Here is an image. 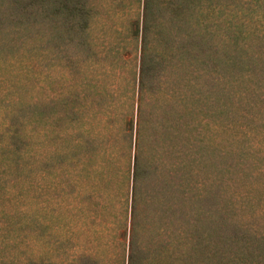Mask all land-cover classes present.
Instances as JSON below:
<instances>
[{
  "label": "rangeland",
  "instance_id": "374dc122",
  "mask_svg": "<svg viewBox=\"0 0 264 264\" xmlns=\"http://www.w3.org/2000/svg\"><path fill=\"white\" fill-rule=\"evenodd\" d=\"M33 1L0 0V73L20 93L32 150L0 264H127L130 251L129 264H229V251L264 264V150L252 151L264 102L239 104L244 81L220 57L248 0H147L155 79L141 112L143 0H44V16L37 4L23 13ZM176 12L200 20L206 57L177 46L190 27Z\"/></svg>",
  "mask_w": 264,
  "mask_h": 264
},
{
  "label": "trees",
  "instance_id": "16d2710c",
  "mask_svg": "<svg viewBox=\"0 0 264 264\" xmlns=\"http://www.w3.org/2000/svg\"><path fill=\"white\" fill-rule=\"evenodd\" d=\"M43 2L44 0H34L31 3L28 2L27 6L22 8V12L25 13L31 5L37 4L38 6L36 8H38L40 11L39 13L44 16L45 9ZM197 2H199V0L194 3ZM170 6L171 3L169 0H163L161 9L167 10V7L170 9ZM192 6L195 7V5ZM142 8L143 24L138 55V108H140L143 97L147 95L145 92L148 91L149 86L155 79L151 71L153 67L147 68L145 65V59L147 55H149V52L152 51L148 46L147 39L142 35V33L148 31L152 25L147 17V0H143ZM192 11L194 12V10ZM238 12L240 16L237 18V23L228 21L225 27L226 31L221 34L223 36L221 37V41L224 46V51L220 57L224 61V66L227 69L226 73L223 71V74L228 79L238 73L239 77H241L240 80L244 81L242 88H240L237 93L239 104L242 103V99H245L249 95L256 101L264 102V0H248ZM161 13L163 12L161 11ZM169 19L180 24L182 21H185L190 27L189 31L182 33L176 38L177 46L180 47L181 51L187 55L193 56L192 58L200 56L206 57L205 55L207 54L203 55L204 50L201 51L203 48L200 47L203 39L200 29L205 31L200 20H198V18L196 19V17L193 20L194 22L189 20L187 18V12L183 15L176 12L172 14ZM133 28L135 31L137 30V22H135ZM20 71L23 73L28 72L27 70ZM5 81V77L0 73V213L2 214L0 228L10 225L8 221L10 214L7 210L8 208H16L14 205L18 204L19 198L21 197L20 193L15 189L16 185L21 179H31L32 157L30 143L31 120L27 115H24L21 119H17L16 110L18 105L21 104L20 93L17 91L13 82L8 83L6 81L5 83ZM11 84L15 87H10ZM22 105L24 107L29 106L28 103H23ZM221 108L226 111L230 110L226 105ZM139 111L141 112V108ZM228 124H230V122H228ZM240 132L242 136L245 137L247 134H250L251 130L242 128ZM255 140L256 141H253V143H255L257 147L256 150L252 151L258 153V151L264 150V134ZM137 166V157L134 156L132 172L134 181L137 177ZM261 175L264 176V169L261 171ZM24 209L26 212L27 208ZM24 209L21 207L19 211L23 212ZM248 234L250 233L245 232V235ZM247 246H252V243H247ZM256 258L264 260V255H259L257 253ZM130 261L131 251L128 256L127 264H129ZM227 262L229 264H244L242 258L232 257L231 251L228 252ZM19 264L30 263L28 261H21ZM250 264H254V262L251 261Z\"/></svg>",
  "mask_w": 264,
  "mask_h": 264
}]
</instances>
